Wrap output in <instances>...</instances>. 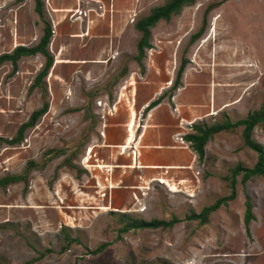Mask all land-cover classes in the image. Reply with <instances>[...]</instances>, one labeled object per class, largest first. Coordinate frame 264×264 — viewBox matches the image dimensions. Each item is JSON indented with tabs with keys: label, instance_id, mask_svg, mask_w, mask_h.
I'll use <instances>...</instances> for the list:
<instances>
[{
	"label": "rangeland",
	"instance_id": "rangeland-1",
	"mask_svg": "<svg viewBox=\"0 0 264 264\" xmlns=\"http://www.w3.org/2000/svg\"><path fill=\"white\" fill-rule=\"evenodd\" d=\"M167 1L138 0L127 22L114 27L115 14L95 10L93 2L41 0L39 15L35 0H0V56L37 45L48 24L53 57L37 85L46 63L42 54L23 56L16 66L0 64V179L26 174L24 181L0 186V264H264V177L245 184L241 173L236 198L211 213L206 224L187 219L230 195L238 165H256L258 154L246 146L243 126L213 135L199 160L200 180L191 188L152 182L123 209L111 206L108 186L98 181L105 166L95 162L99 156L92 158V144L102 116L116 105L134 116L152 93L142 90L154 83L158 67H173L175 79L186 59L185 67L200 73L205 97L211 95L212 109L217 107L212 119L205 118L208 125L244 119L264 100V0H195L169 21L157 22L138 59L142 33L135 25ZM206 10L205 30L190 43ZM44 107L23 139L9 143ZM251 137L264 147V122ZM33 163L38 167L31 168ZM247 195L254 216L249 223ZM129 215L180 222L121 232Z\"/></svg>",
	"mask_w": 264,
	"mask_h": 264
},
{
	"label": "crops",
	"instance_id": "crops-1",
	"mask_svg": "<svg viewBox=\"0 0 264 264\" xmlns=\"http://www.w3.org/2000/svg\"><path fill=\"white\" fill-rule=\"evenodd\" d=\"M74 1L78 6L84 2H93L99 6L95 10H104L103 12L113 14V17L115 14L116 21L112 22L114 27L117 21L120 24L127 22V18L133 14L132 6L138 2L72 0V3ZM85 6L87 7V4ZM63 26L62 30L65 28ZM155 70L156 80L154 83L146 82V90H142L144 93H152L135 109L134 116L131 110H120L118 105L114 106V112L102 116L99 132L93 137L92 158L99 156L95 162L105 166L101 169L103 174L98 181L102 187L108 186L107 192L110 193V201L113 204L111 206L117 208L129 209L133 197L146 190V184L156 181L163 183L161 180L165 179L168 183L171 180L191 188L200 180L197 175L200 164L198 155L184 137L185 134L194 132L195 125H208L205 118L212 119V116L216 115L212 113H215L217 107L212 109L211 95L205 97L206 88L199 79L200 73L191 70L189 66L185 67L181 83L172 92L171 97L167 95V91L172 86L169 82H174L175 69L158 67ZM161 96V102L147 110L151 102ZM131 121H134L133 126ZM176 176L179 177L175 179Z\"/></svg>",
	"mask_w": 264,
	"mask_h": 264
},
{
	"label": "trees",
	"instance_id": "trees-1",
	"mask_svg": "<svg viewBox=\"0 0 264 264\" xmlns=\"http://www.w3.org/2000/svg\"><path fill=\"white\" fill-rule=\"evenodd\" d=\"M195 3V0H168L162 6L155 8L150 15L147 17L140 19L139 22L136 23L135 27L138 31L142 33L141 40L138 44L139 49V56L140 59L143 56L144 48L149 47V37H150V30L157 24L160 20L169 21V19L175 15L179 14L184 7L192 6ZM219 3L211 5L217 6ZM35 10L39 15H42V2L41 0H35ZM206 15L207 10L205 12L204 19H202V26L201 28L191 36L190 43L195 42L205 30L206 26ZM52 37V30L50 26L47 24L44 28V33L40 38V41L37 45L32 47L26 46H18L16 47L11 53H6L0 56V64L4 62H12L14 66L17 65L18 60L23 56H33L36 54H42L46 58V63L44 68L41 70L39 75L36 77L35 84H39L41 79L47 74L49 68L53 63V57L48 52L47 46L50 43ZM186 59L182 60V63L177 71L176 77L172 84V89H176L179 84L181 83V78L183 71L186 66ZM162 100V96L155 101L151 102L147 110L151 109L152 107L158 105ZM47 107V106H46ZM46 107L34 111L29 118V120L23 123L17 131V135L15 138L9 140V143H16L23 139V133L25 130L31 126H33L37 119L45 112ZM227 119V118H226ZM264 122V100L259 109L251 112L248 116L244 119L238 120L236 122H231L230 120L216 122L212 125L207 124H198L194 126V132L190 134H185V140L190 142L191 148L197 153L198 158L202 161L205 158V146L206 144L212 140L213 135L219 132H229L234 131L237 127L243 126L242 136L246 146L254 150L258 154V160L254 167L248 168L241 165H238L235 169H233V175L230 178V184L232 192H230L229 196L220 197L217 201L209 206L204 207L199 213H193L191 216L187 217L188 220H199L201 224H206L208 222V218L211 213L217 211L222 205H227L229 201H232L236 198L235 192V184L236 178L238 175L242 173L241 182L245 183L253 176H262L264 177V147L255 141L251 135L256 125L259 123ZM79 148L74 150L72 154L76 156L79 153ZM70 161V160H68ZM32 163V162H31ZM38 165L33 163L31 168H37ZM31 168H28L30 170ZM27 170V171H28ZM26 179V174L23 173L21 175H11L0 179V186H6L13 183H17L20 181H24ZM246 212H245V222L249 223L250 220L254 218L253 216V204L251 203L250 197L247 195L246 197ZM127 221L124 222L123 226L121 227V232H130L131 230H138V229H159V228H169L173 227L176 223L180 222V219L177 217L172 218L171 220H158L152 219L149 221L143 219H133L129 216ZM102 247H98L94 251L97 253L100 251Z\"/></svg>",
	"mask_w": 264,
	"mask_h": 264
},
{
	"label": "bare ground",
	"instance_id": "bare-ground-1",
	"mask_svg": "<svg viewBox=\"0 0 264 264\" xmlns=\"http://www.w3.org/2000/svg\"><path fill=\"white\" fill-rule=\"evenodd\" d=\"M82 13H83V12H82ZM114 55H116V53H115ZM58 62H59V60L56 59V63H58ZM92 62H95V61H92ZM96 62H98V63H104V61H101V60H97Z\"/></svg>",
	"mask_w": 264,
	"mask_h": 264
}]
</instances>
